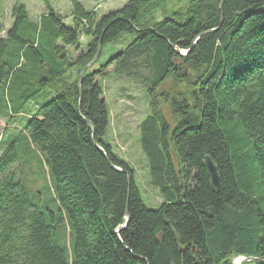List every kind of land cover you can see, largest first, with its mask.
Wrapping results in <instances>:
<instances>
[{"label": "trees", "instance_id": "16d2710c", "mask_svg": "<svg viewBox=\"0 0 264 264\" xmlns=\"http://www.w3.org/2000/svg\"><path fill=\"white\" fill-rule=\"evenodd\" d=\"M40 1L50 9V0ZM70 1L72 28L49 10L37 30L20 5L6 38L0 25V86L9 88L26 49L38 57L31 92L9 105L11 112L3 109L7 126L34 95L45 88L55 94L3 150L0 136V264H232L237 257L264 264V0H224L222 11L221 0H188L168 13L173 0H129L100 18ZM160 10L165 16L157 20ZM29 28L23 39L21 29ZM124 34L130 42L91 70ZM11 39L22 45L13 61L5 57ZM100 41L79 91V72ZM107 71L145 89L139 144L161 200L157 209L144 206L134 171L102 139L110 114L97 78ZM85 120L129 185L95 149ZM30 147L45 156L53 210L33 203L24 186ZM205 156L219 174L216 193ZM126 200L128 222L119 229Z\"/></svg>", "mask_w": 264, "mask_h": 264}, {"label": "rangeland", "instance_id": "374dc122", "mask_svg": "<svg viewBox=\"0 0 264 264\" xmlns=\"http://www.w3.org/2000/svg\"><path fill=\"white\" fill-rule=\"evenodd\" d=\"M128 1L129 0H101V5L99 8L97 7V12L95 14L100 18L110 12L122 9ZM187 1L188 0H173L168 3L165 10L168 13L171 10L184 6ZM16 5L24 7L28 15L29 24L32 25V27L35 26L37 30H39L41 25L40 19L46 16L49 10L56 15L59 14L63 26L67 28H72L74 26L71 17L73 5L70 0H50L49 10L45 9L40 0H0V25L5 34L12 28V9ZM80 5L86 11H90L92 6H94L93 9L97 6V4L91 5L90 1H80ZM103 5L105 6L104 9ZM164 16L165 13L162 10L155 14L157 20H162ZM44 26H46L45 23ZM30 32H32L31 28L28 30L21 29L20 31L23 39H25ZM47 33L48 31L44 29L41 32L43 35ZM5 34L2 38L7 37ZM131 39L132 36L124 34L114 45L106 46L101 57L92 66L91 70H97L103 62L123 49ZM46 41V39H41V46H45ZM87 43V38L81 36L78 42L79 49L84 51ZM58 45H61V43L58 42ZM21 46L22 45L18 41L11 39L5 57L13 61L11 53L20 49ZM66 53L68 59L74 58L71 49H66ZM37 61L38 57L35 55L34 51L30 48L26 49L24 54L20 55L19 64H23V67L17 71L9 88L7 89L6 87L0 86V136L4 135L1 146L2 150L9 145L13 135L24 127L37 109L55 96L51 89H43L26 103L22 112L16 115L14 122L7 126L8 119L3 118V109L7 107L8 112H11L9 105L13 108L18 98L31 92L28 86L38 78V72L33 73L35 66H38ZM97 82L103 91V98L106 101L110 114V123L102 139L106 144L111 146L112 152L117 157L127 162L129 167L134 171V180L140 190L144 206L150 210L157 209L161 200L158 190L153 188L149 183L150 177L147 170L146 158L139 144V126L148 114L145 89L141 84L131 83L116 77L111 71H107L105 74L98 77ZM5 127L8 132L5 131L4 134ZM31 150L32 152L30 155L22 159L24 186L33 203L40 204L39 201H42L47 208L53 210L54 204L51 199L52 197L54 198L53 180L46 164L45 156L32 148ZM63 237H65V247L69 250L71 240L68 237L66 238V235H63ZM243 261H247V259L243 258L242 262ZM242 262H239V264Z\"/></svg>", "mask_w": 264, "mask_h": 264}, {"label": "water", "instance_id": "95a60500", "mask_svg": "<svg viewBox=\"0 0 264 264\" xmlns=\"http://www.w3.org/2000/svg\"><path fill=\"white\" fill-rule=\"evenodd\" d=\"M223 2H224V0H221V2H220V6H219L220 11H222ZM214 31L215 30H212L210 32H214ZM101 46H102V44H101V41H100L98 43V45H97V49H96L95 54H94L93 58L91 59V61L88 64H86L79 72V75H78V78H77V87H78L79 91H80V86H81L82 75L84 74V72L87 69H89L96 62V60H97V58H98V56L100 54V51H101ZM172 47H174V46H172ZM186 53L187 52H180L179 51V54H181V55H185ZM85 123L89 127L90 131L92 132L91 139H92V144L94 145L95 149L105 158V160L108 162L109 166L115 172L126 174L127 177H128V174L126 172H124L121 169L113 166L112 163L108 160L105 151L100 146H98V144L96 143V141H95V139L93 137V129H92V126H91L90 122L85 120ZM203 166H204V169L206 171L207 177L209 179V183H210V187H211L212 191L214 193L218 192L219 186H220L219 174H218L216 166L214 165V163L212 162L210 157H208V156L204 157ZM127 181H128V185H129L130 184V178L129 177L127 178ZM127 201L128 200H126V204H125V223L119 229H123L124 227H126V224L128 222V209H127L128 208V202ZM116 233H117V230H116Z\"/></svg>", "mask_w": 264, "mask_h": 264}, {"label": "crops", "instance_id": "0c3cea01", "mask_svg": "<svg viewBox=\"0 0 264 264\" xmlns=\"http://www.w3.org/2000/svg\"><path fill=\"white\" fill-rule=\"evenodd\" d=\"M78 2L80 1H90V4L91 5H94V4H97V6L93 9L94 6H92V9L90 11H93V12H97V7L99 8V6L101 5V0H77ZM90 5V6H91ZM105 8V6L103 5V9ZM56 15V14H55ZM59 16V14H57ZM42 16V15H41ZM99 18V17H97ZM5 34L4 30L2 31L1 33V37H3V35Z\"/></svg>", "mask_w": 264, "mask_h": 264}, {"label": "bare ground", "instance_id": "6f19581e", "mask_svg": "<svg viewBox=\"0 0 264 264\" xmlns=\"http://www.w3.org/2000/svg\"><path fill=\"white\" fill-rule=\"evenodd\" d=\"M243 258H238V262L236 261L234 264H239V262H242Z\"/></svg>", "mask_w": 264, "mask_h": 264}, {"label": "built area", "instance_id": "2783aa9c", "mask_svg": "<svg viewBox=\"0 0 264 264\" xmlns=\"http://www.w3.org/2000/svg\"><path fill=\"white\" fill-rule=\"evenodd\" d=\"M235 260V261H234ZM233 261H232V264H234L236 261L238 262V257L237 258H235Z\"/></svg>", "mask_w": 264, "mask_h": 264}]
</instances>
